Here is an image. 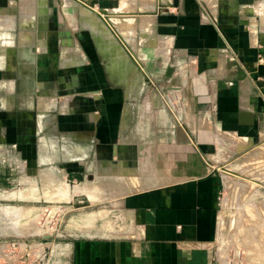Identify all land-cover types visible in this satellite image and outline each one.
<instances>
[{
    "label": "crops",
    "instance_id": "0c3cea01",
    "mask_svg": "<svg viewBox=\"0 0 264 264\" xmlns=\"http://www.w3.org/2000/svg\"><path fill=\"white\" fill-rule=\"evenodd\" d=\"M81 1L61 10L57 0L40 2L51 32L65 33L70 66L82 68L64 77L56 111V92L39 89L41 109L34 99L26 108L14 98L34 95L29 77L19 94L10 83L0 175L12 165L23 184L32 176L50 208L82 198L93 209L72 220L65 264H214L225 179L264 161V0ZM96 17L118 40L94 32ZM40 78L58 79L54 63ZM135 159H146L147 172ZM146 175L152 185L125 189L133 182L123 177ZM59 183L71 188L66 200ZM3 251L7 264L42 262L32 251Z\"/></svg>",
    "mask_w": 264,
    "mask_h": 264
},
{
    "label": "rangeland",
    "instance_id": "374dc122",
    "mask_svg": "<svg viewBox=\"0 0 264 264\" xmlns=\"http://www.w3.org/2000/svg\"><path fill=\"white\" fill-rule=\"evenodd\" d=\"M57 1L58 10L66 9V5L71 3L85 4L78 0ZM23 2V0L22 3L21 0H0V107L8 101L10 83L15 84V92L19 94L25 81L23 78L28 76L31 81L30 90L34 95H31L32 97L17 95L14 98L16 105L32 108L29 101L34 99V106L41 109L42 104L40 105L39 102L44 96L36 95L40 89L46 93L56 92L53 98L56 111L67 97L64 77L72 70H80L82 64L70 66L72 60L66 54L68 50L64 48L63 42L67 40L65 33L51 32V28L56 24L51 20L53 17L45 11L46 8L40 6L41 0H35V4L32 0L26 11L22 8L25 5ZM32 8L34 9L31 10ZM73 8L78 7L74 5ZM92 29L98 36L104 37L102 40L109 37L111 40L119 38V35L113 31L110 32L111 36L102 33L105 28L98 22L97 17ZM24 33H27L28 37L25 45L22 41ZM50 40L55 46L52 50L47 48ZM49 52L52 54V60ZM51 62L57 67L58 79L55 81L40 78L46 73ZM56 86L57 88H53ZM37 97L40 99L39 102ZM31 110L35 112L36 109ZM259 151L264 152V147ZM253 161L239 164L233 175L230 174L225 179V188L218 201L213 240L214 264H264V161ZM146 164L148 163L145 160L135 159L131 165L146 171L149 167ZM3 168H1L3 174L0 175V264H7L6 258L3 257V250L6 249L16 250L19 254L26 251L35 252L41 256L40 264H65L68 234L76 228H73L72 220L81 213H89L93 209H88L82 198L76 203L62 202L50 208V193L35 192L32 176H26V183L23 184L19 181L17 173L13 172L17 167L6 165ZM122 179L132 180L135 183V185L128 183L125 187L127 191H131L152 185L153 176ZM58 185V200H66L71 195V188L64 183ZM15 208H18L19 212H14ZM74 224L80 227V219L75 220ZM55 252H57L56 259L49 255ZM32 257H34L33 253ZM17 259L14 260L16 264H18ZM25 260V264H29L27 261L29 259Z\"/></svg>",
    "mask_w": 264,
    "mask_h": 264
},
{
    "label": "bare ground",
    "instance_id": "6f19581e",
    "mask_svg": "<svg viewBox=\"0 0 264 264\" xmlns=\"http://www.w3.org/2000/svg\"><path fill=\"white\" fill-rule=\"evenodd\" d=\"M24 2H23V4L25 3V5H23L22 6V8L26 11V8H27V6L28 5H31V3H32V0H30L31 2H29V0H23ZM30 3V4H29ZM44 6V5H43ZM43 8V7H42ZM23 9H22V12H24L23 11ZM25 13V12H24ZM91 17V16H90ZM125 24V23H124ZM123 25V24H122ZM22 41H23V44H26L27 43V41H28V37H27V34L26 33H24L23 34V39H22ZM112 41V40H111ZM113 43V42H112ZM130 61V60H129ZM128 61V62H129ZM54 107V106H53ZM150 156V155H149ZM146 160V159H145ZM147 160H148V158H147ZM144 163H146V162H144ZM149 164V163H148ZM148 164H146V165H148ZM152 164V163H151ZM149 166V165H148ZM148 168H150V167H148ZM141 169V168H140ZM146 170H148L147 168H146ZM143 171V170H142ZM155 171V170H154ZM144 172H147V171H144ZM149 172H151L152 173V171L150 170ZM157 172V171H156ZM146 174V173H145ZM152 175V174H151ZM156 180V179H155ZM59 189V188H58ZM64 189V188H63ZM83 189H85V188H83ZM61 190V189H60ZM75 190H77L76 192L77 193H82V190H80V189H75ZM79 191V192H78ZM84 191V190H83ZM107 191H110L111 192V190H107ZM68 192V191H67ZM75 192V193H76ZM95 192V191H94ZM98 192V190L96 191V193ZM108 193V192H107ZM113 195V194H112ZM30 196V195H29ZM95 196V195H94ZM14 209V208H13ZM16 209V208H15ZM18 209V208H17ZM15 210L14 212H16V211H18V210ZM19 212V211H18ZM10 213H12V212H10ZM17 213V212H16ZM1 248V247H0ZM1 250V249H0Z\"/></svg>",
    "mask_w": 264,
    "mask_h": 264
}]
</instances>
